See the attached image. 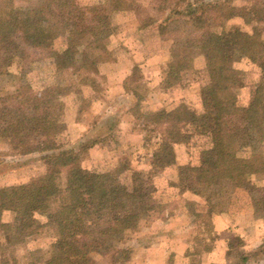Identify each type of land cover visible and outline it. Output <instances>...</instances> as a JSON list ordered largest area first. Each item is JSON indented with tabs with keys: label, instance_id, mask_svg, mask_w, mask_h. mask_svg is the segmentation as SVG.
Returning <instances> with one entry per match:
<instances>
[{
	"label": "rangeland",
	"instance_id": "374dc122",
	"mask_svg": "<svg viewBox=\"0 0 264 264\" xmlns=\"http://www.w3.org/2000/svg\"><path fill=\"white\" fill-rule=\"evenodd\" d=\"M0 11L21 12L39 28L31 38L0 42V201L46 185L49 176L66 189L67 169L58 173L61 165L50 161L55 151L38 148L53 141L78 154L79 166L94 176L126 187V211L147 206L137 227L92 253V264H202L221 237L230 249L223 264H242L245 255L250 264H264V177L237 176L209 186L184 174L211 146L188 120L205 110L208 53L216 49L211 43L234 30L257 35L264 59V0H0ZM53 54L67 69L54 64ZM231 67L236 86L218 96L245 107L264 85V70L240 54H233ZM160 112L172 116L169 123L156 117ZM173 125L192 135L174 145L172 165L157 168L163 129ZM230 128L238 136V155L264 156V141L243 114L231 119ZM35 200L42 205V198ZM46 204L55 203L50 198ZM219 211L230 216L233 233L213 231ZM88 212V232L109 221L104 217L96 225L98 215ZM180 213L187 223L178 224ZM49 215L35 212L36 233L16 247V264L49 260L56 241ZM14 218L6 211L2 222ZM252 244L263 247L254 252ZM178 257L189 262L176 263Z\"/></svg>",
	"mask_w": 264,
	"mask_h": 264
},
{
	"label": "trees",
	"instance_id": "16d2710c",
	"mask_svg": "<svg viewBox=\"0 0 264 264\" xmlns=\"http://www.w3.org/2000/svg\"><path fill=\"white\" fill-rule=\"evenodd\" d=\"M38 31L39 28L31 17L21 12L4 16L0 11V42L1 39L5 40L15 35L31 38ZM258 39L257 35L234 30L215 35L214 42L211 43L216 49L208 53L211 81L205 88L206 93L202 102L205 110L199 115L192 113L188 119L189 123L197 124L195 130H198V135L208 137L211 142V146L202 151L200 165L190 167L189 173H184L198 185L218 186L223 184L224 180H233L237 176L264 177V156L261 154H252L248 157L238 155V136L230 128L231 119L243 114L251 131L264 141V85L260 84L256 88L249 104L245 107H240L218 96L220 93L232 91L236 86L231 73L233 54L248 58L264 70V59L257 51L260 48ZM53 56H55L54 64L64 70L67 69L64 59L56 54ZM72 64L70 63L69 66ZM156 117L167 119L163 122L167 124L172 116L160 112L156 114ZM49 124V129H52L55 121L50 119ZM188 132H182V128L177 125L165 127L162 133V144L154 154L153 165L157 168H167L172 165L176 160L174 145L192 135ZM38 148L42 152L55 151L50 161L61 165L58 173L62 168L67 169V186L64 191L58 189L53 185V177L49 176L46 185L28 188L14 201H0V264L17 263L15 249L35 235L34 214L41 210L49 212V224L56 226V241L52 246L51 256L45 264H92V253L105 251L109 248L108 242L113 240L112 237L137 227L147 206L141 205L139 212L126 211L127 205L122 201L124 197H127L126 187L113 179L106 178L107 176L100 177L102 179L94 176L79 166L78 154L63 150L53 141ZM38 198L43 200L41 206L33 204V201ZM50 198L52 203H55L53 208L46 204L47 199ZM261 204L264 209V193ZM6 211L15 214L14 220L10 223L2 222V215ZM83 211H90L86 213L88 217L93 214L98 215L97 219L93 216V219H96L94 221L96 225L104 217H108L109 221L104 222L105 227L88 232L91 227L85 226ZM73 221L76 223L73 224ZM106 236H110L111 239ZM100 248H102L101 251H99Z\"/></svg>",
	"mask_w": 264,
	"mask_h": 264
},
{
	"label": "crops",
	"instance_id": "0c3cea01",
	"mask_svg": "<svg viewBox=\"0 0 264 264\" xmlns=\"http://www.w3.org/2000/svg\"><path fill=\"white\" fill-rule=\"evenodd\" d=\"M189 210L185 211L186 213ZM180 215L182 216V213H180ZM228 214L225 212H217L213 214V218H212V226H213V231L216 232L217 236L220 235V233H224V231L230 232L234 231L233 227V223L231 221L230 216H227ZM185 214L181 217V219L179 220V225L184 224L185 220ZM187 223V222H185ZM236 236L237 233L235 234ZM165 237V236H164ZM168 237V236H166ZM228 239L226 237H221L218 239V241H216V246H214L212 249H209L208 251L206 250V254L205 256L202 257L203 263L202 264H223L225 262H227V253L229 255V246L227 244ZM257 242V241H256ZM257 245H250L249 248H251L250 250H254V252H256V250L259 247H256ZM262 247V246H261ZM260 247V248H261ZM254 248V249H252ZM259 248V249H260ZM151 249V248H149ZM228 251V252H227ZM150 258H147L145 260H149ZM250 259H248L247 255H245L242 259V264H250L249 262ZM251 261V260H250ZM184 263V262H189V257H178L176 260V263ZM167 262L165 261L164 264H166Z\"/></svg>",
	"mask_w": 264,
	"mask_h": 264
}]
</instances>
